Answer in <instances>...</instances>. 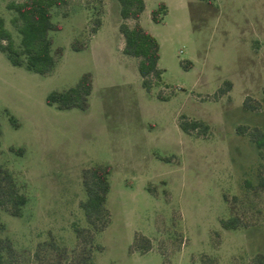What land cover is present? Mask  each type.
<instances>
[{
  "label": "rangeland",
  "instance_id": "1",
  "mask_svg": "<svg viewBox=\"0 0 264 264\" xmlns=\"http://www.w3.org/2000/svg\"><path fill=\"white\" fill-rule=\"evenodd\" d=\"M8 2L0 0L7 23ZM145 3L140 23L161 54V80L151 90L138 61L123 54L117 0H104L93 37L95 0L60 10L53 21L62 29L51 37L62 55L49 75L14 67L0 52V165L28 198L20 218L1 215L21 263L32 264L38 244L51 239L75 249L73 223L88 226L83 173L96 165L111 168V222L96 236V264H256L264 255V189L256 187L264 159L237 132L264 134V0ZM75 42L84 49L73 50ZM84 75L92 82L84 108L47 104ZM184 120L210 132L187 135ZM231 216L241 228L223 229ZM136 234L152 241L150 252L132 250Z\"/></svg>",
  "mask_w": 264,
  "mask_h": 264
},
{
  "label": "trees",
  "instance_id": "2",
  "mask_svg": "<svg viewBox=\"0 0 264 264\" xmlns=\"http://www.w3.org/2000/svg\"><path fill=\"white\" fill-rule=\"evenodd\" d=\"M95 1L98 6L93 8L95 13L90 20L88 32L90 37L97 35L103 26L104 0ZM117 1L122 19L119 33L124 39L123 54L138 61L142 85L145 89L151 90L161 80L162 70L159 68L161 54L157 39L140 23L146 9L145 0ZM69 3L70 0H9L6 8L11 14L10 21L7 23L5 17H0V52L11 65L42 76L49 75L55 70L58 57L62 53L61 50L53 51L51 33L60 31L62 27L53 19ZM160 9L167 12L164 4ZM157 18L158 11L153 12L152 19L156 23L159 22ZM129 20H133L134 25H129ZM82 49L84 47H79L76 42L73 44V50L79 52ZM226 85L230 91L232 83L227 82ZM91 92L90 75H84L75 87L62 92L54 91L48 95L46 101L49 106L56 105L60 110L84 108ZM248 101L250 100L247 99L246 103ZM179 126L187 135H192L193 132L207 135L210 132L209 125L198 121L184 120ZM237 132L250 136L256 143L261 158L264 159V134L257 129L252 131L241 126ZM110 176L111 168L106 165H96L84 171L85 199L80 202V207L88 226L85 228L79 223H73L77 238V245L73 250L69 251L54 239L38 244L32 256V264H96V253L102 251V247L96 242V236L105 231L111 222V214L107 208V198L111 190ZM257 176L256 187L264 189V166L260 167ZM245 187L253 186L252 183H245ZM27 203L28 198L20 191L13 175L0 165V264H28L19 262V251L6 234V225L1 215V211H6L12 217L20 218ZM242 225L238 217L231 216L229 220L222 221V227L227 231L237 230ZM152 249L153 243L149 238L136 234L133 251L146 254ZM254 262L264 264V255L256 256Z\"/></svg>",
  "mask_w": 264,
  "mask_h": 264
}]
</instances>
